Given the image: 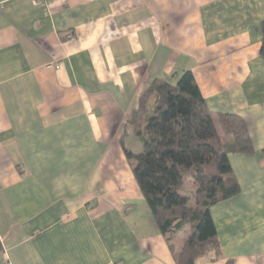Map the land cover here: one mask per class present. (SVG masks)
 <instances>
[{
	"label": "crops",
	"instance_id": "0c3cea01",
	"mask_svg": "<svg viewBox=\"0 0 264 264\" xmlns=\"http://www.w3.org/2000/svg\"><path fill=\"white\" fill-rule=\"evenodd\" d=\"M263 22L264 0H0V264H177L120 138L186 71L255 148L211 209L224 258L197 264H264Z\"/></svg>",
	"mask_w": 264,
	"mask_h": 264
},
{
	"label": "trees",
	"instance_id": "16d2710c",
	"mask_svg": "<svg viewBox=\"0 0 264 264\" xmlns=\"http://www.w3.org/2000/svg\"><path fill=\"white\" fill-rule=\"evenodd\" d=\"M260 29L264 58V22ZM125 127L121 145L176 263L223 259L211 209L241 193L230 155L255 154L246 121L233 114L213 113L193 73L186 71L176 83L155 80L140 96ZM130 135L143 141L141 153L125 146ZM186 180L195 184L193 197L182 194ZM192 199L195 208L190 206ZM187 228L188 238L177 251L175 236Z\"/></svg>",
	"mask_w": 264,
	"mask_h": 264
},
{
	"label": "rangeland",
	"instance_id": "374dc122",
	"mask_svg": "<svg viewBox=\"0 0 264 264\" xmlns=\"http://www.w3.org/2000/svg\"><path fill=\"white\" fill-rule=\"evenodd\" d=\"M127 147L132 150L134 153H141L144 149V144L143 141L137 137V136H132L128 141H127ZM194 182L190 180H186L184 188L182 190V194L187 195L189 197H193L194 195ZM190 206L192 208H195L196 205L194 204V200L192 199ZM189 234V228H187L184 233Z\"/></svg>",
	"mask_w": 264,
	"mask_h": 264
},
{
	"label": "built area",
	"instance_id": "2783aa9c",
	"mask_svg": "<svg viewBox=\"0 0 264 264\" xmlns=\"http://www.w3.org/2000/svg\"><path fill=\"white\" fill-rule=\"evenodd\" d=\"M39 3L43 4V5H49L50 4V0H37ZM68 38H73V36L70 34L68 35Z\"/></svg>",
	"mask_w": 264,
	"mask_h": 264
}]
</instances>
